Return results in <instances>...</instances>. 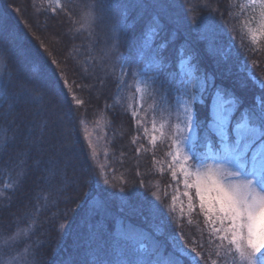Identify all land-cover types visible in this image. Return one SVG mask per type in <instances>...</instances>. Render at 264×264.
I'll return each instance as SVG.
<instances>
[{
	"label": "trees",
	"instance_id": "trees-1",
	"mask_svg": "<svg viewBox=\"0 0 264 264\" xmlns=\"http://www.w3.org/2000/svg\"><path fill=\"white\" fill-rule=\"evenodd\" d=\"M91 2L0 0V38L7 53L0 52L6 61L0 83L15 76L27 87L46 85L56 94L55 109L39 110L24 103L13 110L12 100L5 103L0 94V113L12 111L29 132V125L35 126L37 137H43L37 152L45 161L55 159L50 147L58 129L70 131L75 164H49L42 182L38 173L24 178L22 170L0 164V264H24L36 247L42 264H94V234L108 247L117 241L137 248L154 243L166 258L182 245L197 250L202 264H231L230 257L216 256L221 241L209 240L200 211L191 220H178L171 209L172 179L152 167L163 144L149 145L129 96L135 95L133 73L144 70V75L157 73L154 86L164 82L165 98L172 100L183 92L181 64L188 61L206 82L203 101L194 103L198 137L191 155L197 162L208 158L207 134L215 161L218 142L209 127L214 95L235 103L230 133L246 112L264 108V36L254 41L249 34L248 0H106L110 14L124 25L118 59L109 51L110 29L89 27L85 5ZM160 3L166 6L162 20L156 16ZM207 29L211 44L200 38ZM115 31L121 32L119 24ZM101 117L111 149L104 168L91 156L83 132ZM87 176L92 179L86 182ZM24 229L30 232L25 235ZM127 235L135 239L125 241ZM186 264H193L188 257Z\"/></svg>",
	"mask_w": 264,
	"mask_h": 264
},
{
	"label": "snow or ice",
	"instance_id": "snow-or-ice-1",
	"mask_svg": "<svg viewBox=\"0 0 264 264\" xmlns=\"http://www.w3.org/2000/svg\"><path fill=\"white\" fill-rule=\"evenodd\" d=\"M158 7L156 16L158 20H162L166 6L160 3ZM85 8L91 29H110L109 51L118 59L117 37L124 30L123 23L110 14L106 0H92ZM117 24L120 26V33L115 31ZM154 33L155 29L149 30L148 41ZM200 38L211 44V30L202 32ZM149 46L145 44V47ZM0 52L7 55L3 38H0ZM136 75L137 73H133V76ZM158 80L159 76H156L149 78L147 82L149 85H157ZM167 87L169 86L162 81L158 85V89L164 90L162 94L165 97L168 95ZM192 87L190 83L179 85L185 96L191 94ZM136 91L139 92L140 88ZM0 94L4 95L5 103L12 100L13 110L19 103L31 105L38 110L56 107L54 89L46 85L27 87L15 76L0 83ZM231 111L227 110L228 115H218L214 98L213 117L216 123L209 127L218 142V151L214 163L201 164L199 168H195L196 157L190 156L185 150L186 143L189 146L191 144L194 115L193 109L185 105L184 119L175 126L169 144L172 149L169 154L174 162L170 167L174 169L179 165L180 173L186 177L184 187H195L200 209L205 213V219L211 221L213 234L218 235L221 241L216 256L219 259L230 257L231 264H264V108L246 112L243 121L236 123L230 133L228 125ZM58 123L62 124V121L58 120ZM0 125L3 126V133L0 134V164L10 166V170H22L24 178L30 172H35L40 175L42 182L49 164L57 168L61 165L75 166L70 131L58 129L59 136L50 147L55 159L45 161L37 152L42 146L43 137H37L34 125H29L31 132L22 129L13 118L12 111L0 113ZM204 146L209 150L213 146L207 134ZM177 175L173 170V179ZM189 177L194 178V184L187 182ZM84 179L87 182L92 177ZM103 183L108 186L107 180ZM184 195L187 196L188 193L185 192ZM217 223L219 227H216ZM124 239L134 240L135 236L127 235ZM91 243L95 245L94 264H186V257L191 254L179 245L166 258L154 243L151 247L140 244L137 248L117 241L108 247L104 239L95 234ZM40 251L41 248L36 247L24 264H42ZM196 264H199V258H196ZM212 264H217V261L213 260Z\"/></svg>",
	"mask_w": 264,
	"mask_h": 264
},
{
	"label": "rangeland",
	"instance_id": "rangeland-1",
	"mask_svg": "<svg viewBox=\"0 0 264 264\" xmlns=\"http://www.w3.org/2000/svg\"><path fill=\"white\" fill-rule=\"evenodd\" d=\"M250 10L251 24L249 25V34L254 41H259L264 36V0H248L247 4ZM6 61L0 57V80L3 77ZM151 71L146 70V72ZM137 73L136 79L133 83L135 95L130 93L129 96V108L130 111L139 118V122L143 125L144 134L152 148H158L159 144H163L161 155L154 157L153 168L161 173H167L172 179L170 192L172 194L171 209L175 212L179 219L185 218L187 220L192 219L196 210L201 212L203 216V223L208 234L210 241L219 239V236L213 234V225L211 221L205 219V213L200 209L199 200L196 196L195 187L185 188V174L180 173L179 165L173 169L170 167L174 162L169 154L172 149L169 147L171 143V136L174 128L177 124H181L184 119V107L187 105L193 109L194 115V127L190 133L192 140L190 146L186 143L185 150L191 156L192 148L198 137V124L196 118V111L194 110V103H201L203 101L202 94L205 91L206 82L204 79L199 78L193 74V68L188 61H183L181 64V73L185 83H190L192 92L189 96H185L184 92L174 95L172 100L165 98L163 94H158L157 86L149 85L147 82L149 78L156 77L154 75H144V70ZM140 88L137 92L136 89ZM215 111L218 115H228L227 110L231 109V115L229 117V128L232 121V115L235 110V103L232 100L225 101L220 95L215 94ZM213 98V101H214ZM223 105V108H221ZM212 123H216L213 117V102H212ZM85 140L90 148L91 156L96 163L104 168L109 165V159L111 156L110 141L107 136V120L101 117L94 121L90 125H84L83 127ZM154 138V139H153ZM206 160L198 161L195 164V168H199L201 164L214 163L212 160V150L206 149ZM177 172V178L173 179L172 171ZM187 182L194 184V178L189 177ZM188 195L185 196L184 193ZM70 222H66L62 225V234L65 235L69 228ZM216 227H219L217 223ZM24 234H28L30 230L24 229ZM23 233H18L17 237L22 239ZM186 252L191 253L187 257L193 264H196V258H199V264H202V255L195 249L184 248ZM19 260H21L19 258ZM211 262V261H210ZM12 264H16L12 262ZM204 264V263H203Z\"/></svg>",
	"mask_w": 264,
	"mask_h": 264
}]
</instances>
